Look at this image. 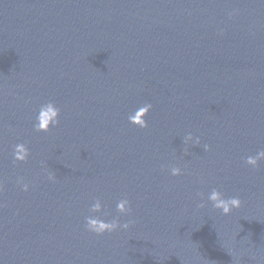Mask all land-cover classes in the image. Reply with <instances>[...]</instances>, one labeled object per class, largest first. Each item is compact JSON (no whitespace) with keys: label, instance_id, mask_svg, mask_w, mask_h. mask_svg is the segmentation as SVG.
<instances>
[{"label":"water","instance_id":"water-1","mask_svg":"<svg viewBox=\"0 0 264 264\" xmlns=\"http://www.w3.org/2000/svg\"><path fill=\"white\" fill-rule=\"evenodd\" d=\"M260 151L264 0H0V264H264ZM90 216L134 223L96 236Z\"/></svg>","mask_w":264,"mask_h":264},{"label":"clouds","instance_id":"clouds-1","mask_svg":"<svg viewBox=\"0 0 264 264\" xmlns=\"http://www.w3.org/2000/svg\"><path fill=\"white\" fill-rule=\"evenodd\" d=\"M231 18V17H229ZM151 104H146L140 107L134 115L128 117V122L141 130L147 128V124L145 122V117L151 111ZM60 115V111L58 108L54 106L52 103H47L40 107L38 116H37V123L33 127V131L36 133H49L50 128H56L59 124L58 117ZM193 137L188 135L184 138L183 143L187 144L189 141H192ZM200 140H195V145H199ZM194 145V146H195ZM204 151H209L207 145L204 146ZM189 153L185 149L184 155L187 156ZM30 152L27 150L26 146L23 144L16 145L13 148V161L16 163H27V158L29 157ZM264 161V151L258 152L254 157L249 156L244 159V164L253 170L258 168L259 162ZM161 171H164L162 168ZM170 175L172 177H179L182 175L179 168L171 167L169 169ZM48 180L54 182V174L48 175ZM18 186H20L21 191L28 192V185L23 183L22 180L17 181ZM3 192V187L0 185V193ZM197 196L200 200L204 199L202 193H197ZM208 201L212 205V209L214 211H219L223 216H229L233 209L239 210L241 208V201L238 198H231V199H223L222 194L217 190L213 189L208 196ZM4 207V205H0V208ZM206 207L204 203H200L197 205V210H202ZM102 206L100 200H96L92 207L89 209L91 214L101 213ZM116 212L120 216H127L131 215V209L129 207V202L127 199H123L119 201L116 205ZM134 222H128L124 224H119L117 219L112 220L111 222L105 223L104 221L95 218L94 216H90L85 219V230L90 232L96 236H102L105 233L112 234L116 232L118 229H122L127 231L130 227L133 226Z\"/></svg>","mask_w":264,"mask_h":264}]
</instances>
